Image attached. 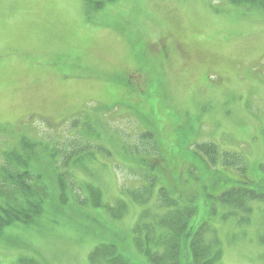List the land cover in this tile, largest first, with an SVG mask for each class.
<instances>
[{
    "label": "rangeland",
    "instance_id": "374dc122",
    "mask_svg": "<svg viewBox=\"0 0 264 264\" xmlns=\"http://www.w3.org/2000/svg\"><path fill=\"white\" fill-rule=\"evenodd\" d=\"M101 1L0 0V173L27 171L54 205L36 232H5L0 264H88L105 245L151 264L133 229L142 217L154 241L170 200L158 188L194 199L189 225L206 224L222 264H264V15L227 0Z\"/></svg>",
    "mask_w": 264,
    "mask_h": 264
},
{
    "label": "trees",
    "instance_id": "16d2710c",
    "mask_svg": "<svg viewBox=\"0 0 264 264\" xmlns=\"http://www.w3.org/2000/svg\"><path fill=\"white\" fill-rule=\"evenodd\" d=\"M229 3L241 6V8L249 11L250 13H257L264 15V0H227ZM107 0H102L99 2L98 6H102ZM151 136L152 134L149 133ZM208 154L214 158L216 152L214 146L209 145L206 148ZM213 160V159H211ZM10 165V161L6 160ZM213 163V161L211 162ZM139 170L143 171L147 175L148 179H151L153 186L157 184V177L154 173L150 172V169L153 168V165L147 164V161L140 160ZM241 164L243 165L241 172H245L246 167L241 159ZM16 166V165H15ZM20 165H18L19 168ZM194 167V166H193ZM26 169L27 167L22 166ZM195 169V168H194ZM7 170V169H6ZM6 170H1L0 173V241L3 242V236L5 232H9L11 229L18 228L22 226L24 229L28 226L34 228L33 231L36 232L37 227L39 226V219L42 214L45 212L53 211L54 205L53 194L47 186L44 187L37 186H26L25 177L28 172L23 170L18 173L17 176H11L12 173H8ZM196 170V169H195ZM7 175L8 177H5ZM29 175V174H28ZM42 177V174L39 175ZM220 179V178H218ZM43 181V180H42ZM5 182L11 186L6 187ZM236 183V182H235ZM239 183V182H237ZM241 184V183H240ZM143 188L142 191H150L152 186ZM262 181L257 183V186L260 188ZM10 190V194L6 190ZM56 188V187H55ZM43 189V190H42ZM55 190V189H54ZM164 195L167 198H170L168 205H166V215L161 218L163 220V225L156 226L152 228L153 239L152 241L148 235L149 230L145 229L142 222V217L140 218L139 223H137L133 229V238L135 239L136 246L138 249L141 247L144 250H140L141 254L147 258L151 264H222L219 260V251L212 249L210 246L206 245L202 239L203 225L206 224L198 223L193 226L189 225L190 218L194 216L193 213L197 210V204L193 198L187 199V201L181 200L180 202L171 197L169 192L163 188ZM241 189H228L224 196L223 202H228L233 198H237V194L240 193ZM182 191V189H181ZM45 192L50 193V196L44 195ZM58 190L56 189V193ZM255 191L244 190L241 194L243 197H248L251 193L254 197ZM18 196L15 200L9 199L10 197ZM57 196V195H56ZM23 198V200H20ZM226 198V199H225ZM138 203H145L139 197L135 199ZM120 204L117 209L122 214L127 210L126 204L120 199ZM184 201V202H183ZM237 201L236 199L233 202ZM11 202V203H10ZM183 202V203H181ZM181 203V204H180ZM189 205L186 208H183L185 205ZM182 210H187L182 211ZM212 211V208H211ZM192 216V217H191ZM150 226V225H148ZM160 228L165 230V233H160ZM31 230V229H29ZM160 233L159 239L157 234ZM15 246L19 244L13 243ZM20 264H41L40 261H37L34 258H22ZM89 264H129L122 256L117 252L116 247L113 245L99 246L95 248L89 255Z\"/></svg>",
    "mask_w": 264,
    "mask_h": 264
}]
</instances>
